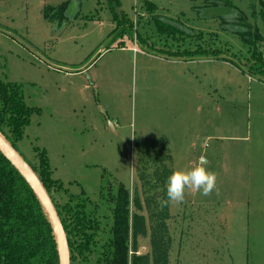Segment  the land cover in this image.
I'll return each mask as SVG.
<instances>
[{"label":"rangeland","instance_id":"rangeland-1","mask_svg":"<svg viewBox=\"0 0 264 264\" xmlns=\"http://www.w3.org/2000/svg\"><path fill=\"white\" fill-rule=\"evenodd\" d=\"M65 2L61 26L45 21ZM118 3L133 36L113 31L110 0H0V81L20 85L34 109L18 153L30 165L44 153L59 209L68 196L85 204L97 226L91 261L119 186L142 203L135 139L164 138L172 170L205 155L219 194L169 204V264H264V77L252 65L264 60V0Z\"/></svg>","mask_w":264,"mask_h":264},{"label":"trees","instance_id":"trees-1","mask_svg":"<svg viewBox=\"0 0 264 264\" xmlns=\"http://www.w3.org/2000/svg\"><path fill=\"white\" fill-rule=\"evenodd\" d=\"M206 6L226 5L229 0H201ZM68 3L60 5L51 15L49 8L43 12L45 21L62 25L68 9ZM114 32L118 38L129 31L133 36L130 22L119 12L118 0H110ZM149 14H154V4L145 2ZM152 21L155 17H152ZM158 28H162L156 22ZM170 27V26H169ZM171 33L175 28L168 29ZM137 35V34H136ZM257 40H261L258 36ZM242 40L244 41L243 37ZM252 65L264 77V60L258 55L252 56ZM34 109L23 101L21 86L0 81V134L18 152L16 144L22 139L29 125ZM166 140L135 139L133 141L134 170L140 183L142 203L135 191L129 192L119 186L110 199L111 224L108 238L100 247V253L93 261L92 246H96V222L86 216L85 204L78 198L68 196L66 205H55L52 189L60 184L51 179L47 159L44 153L38 154L37 165H29L45 189L56 210L65 233L70 264H169L171 238L167 221L170 220L169 205L161 208L159 201L167 199L166 180L172 173L171 157ZM23 158V157H22ZM24 159V158H23ZM75 204V205H73ZM134 207V212L131 208ZM145 211L146 217L138 212ZM148 235L150 252L138 255V241ZM0 264H58V254L53 232L48 219L33 192L15 168L0 152Z\"/></svg>","mask_w":264,"mask_h":264},{"label":"water","instance_id":"water-1","mask_svg":"<svg viewBox=\"0 0 264 264\" xmlns=\"http://www.w3.org/2000/svg\"><path fill=\"white\" fill-rule=\"evenodd\" d=\"M0 152L27 183L44 211L54 235L58 254V264H70V256L65 233L52 201L47 195L45 189L22 156L10 146L1 134Z\"/></svg>","mask_w":264,"mask_h":264},{"label":"clouds","instance_id":"clouds-1","mask_svg":"<svg viewBox=\"0 0 264 264\" xmlns=\"http://www.w3.org/2000/svg\"><path fill=\"white\" fill-rule=\"evenodd\" d=\"M207 164V157L201 155L190 169L173 170L165 184L167 199L159 201L161 208L169 204L183 203L186 194L199 193L208 197L215 192L218 195V174L210 170Z\"/></svg>","mask_w":264,"mask_h":264},{"label":"crops","instance_id":"crops-1","mask_svg":"<svg viewBox=\"0 0 264 264\" xmlns=\"http://www.w3.org/2000/svg\"><path fill=\"white\" fill-rule=\"evenodd\" d=\"M166 61H167V60H166ZM169 63H171V62H169ZM171 64H172V65H175L176 63H171ZM188 94L191 95L190 92H189Z\"/></svg>","mask_w":264,"mask_h":264}]
</instances>
